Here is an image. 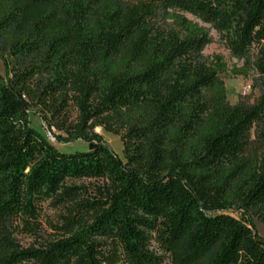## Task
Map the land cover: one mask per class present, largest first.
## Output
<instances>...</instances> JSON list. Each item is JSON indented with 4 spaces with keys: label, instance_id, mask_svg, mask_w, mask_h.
Here are the masks:
<instances>
[{
    "label": "trees",
    "instance_id": "1",
    "mask_svg": "<svg viewBox=\"0 0 264 264\" xmlns=\"http://www.w3.org/2000/svg\"><path fill=\"white\" fill-rule=\"evenodd\" d=\"M0 58V264H264V0H0Z\"/></svg>",
    "mask_w": 264,
    "mask_h": 264
},
{
    "label": "rangeland",
    "instance_id": "2",
    "mask_svg": "<svg viewBox=\"0 0 264 264\" xmlns=\"http://www.w3.org/2000/svg\"><path fill=\"white\" fill-rule=\"evenodd\" d=\"M213 41L204 48V53L207 55L220 54L227 64V71L221 73V78L223 79L227 94L226 99L229 104L233 105L238 102L244 104L253 103L254 100L260 94V87L258 82V76L253 69L247 70L246 75H231V68L233 66L242 67V61H238L236 58L231 56L228 49L219 41L215 31H211ZM5 74L4 64L0 58V75ZM249 86V88H247ZM30 124L34 127L39 133L44 134L47 139L60 151L69 152L75 150H83L88 147V142L77 139L70 142H59L57 141L45 127L44 122L38 114L33 112L30 113ZM92 130L94 133L98 134L108 146L122 159L123 158V143L120 138V135L114 134L104 128L103 125L99 123H92ZM57 132V131H56ZM58 133V132H57ZM58 214L51 208H45L42 215V227L45 234H48L51 231H54L50 223L55 226L60 224L58 219ZM255 231L264 237V223L261 221L258 215L251 213ZM16 239L21 245H28L33 242V237L24 232L18 231L16 234Z\"/></svg>",
    "mask_w": 264,
    "mask_h": 264
},
{
    "label": "water",
    "instance_id": "3",
    "mask_svg": "<svg viewBox=\"0 0 264 264\" xmlns=\"http://www.w3.org/2000/svg\"><path fill=\"white\" fill-rule=\"evenodd\" d=\"M94 147V143L93 142H90L89 144H88V148L90 149V148H93Z\"/></svg>",
    "mask_w": 264,
    "mask_h": 264
},
{
    "label": "built area",
    "instance_id": "4",
    "mask_svg": "<svg viewBox=\"0 0 264 264\" xmlns=\"http://www.w3.org/2000/svg\"><path fill=\"white\" fill-rule=\"evenodd\" d=\"M247 88H249V86H247Z\"/></svg>",
    "mask_w": 264,
    "mask_h": 264
}]
</instances>
